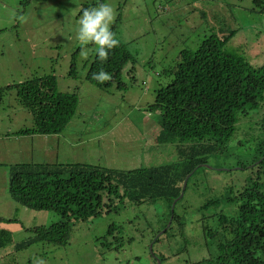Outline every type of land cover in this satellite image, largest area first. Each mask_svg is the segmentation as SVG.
Returning a JSON list of instances; mask_svg holds the SVG:
<instances>
[{
    "label": "rangeland",
    "instance_id": "374dc122",
    "mask_svg": "<svg viewBox=\"0 0 264 264\" xmlns=\"http://www.w3.org/2000/svg\"><path fill=\"white\" fill-rule=\"evenodd\" d=\"M253 1L0 0V89L53 75L60 92L79 96L77 114L65 131L33 144V149L31 140L19 147L23 138H12L22 128H33V116L20 105L15 92H5L0 98V234L4 229L12 239L0 248V264H158L160 256H165L161 264H189L216 252L215 243L206 246L198 221L207 212L217 214L218 209L203 213L198 209L205 200L247 178V171L237 164L250 161L264 140V108L242 118L236 127L238 136L229 144L232 156L212 159L211 169H200L177 207L185 217L189 245L179 232L162 234L168 209L158 202L120 206L118 211L82 223L74 227L67 246L41 241L18 249V244L33 236L27 230L54 226L61 217L19 205L9 194L10 169L15 164L80 163L129 171L178 162L173 146L156 143L160 114L148 112V107L157 91L171 82L166 71L176 67L178 54L197 50L210 36L252 66L264 64V13L253 12ZM101 2L114 10L110 30L121 14L117 36L135 59L124 69V90L116 86L105 90L86 79L97 46L77 40L78 20L83 10ZM72 62L77 66L76 77L70 74ZM112 224L124 227L125 242L119 249L101 245ZM211 224H215L213 219Z\"/></svg>",
    "mask_w": 264,
    "mask_h": 264
},
{
    "label": "trees",
    "instance_id": "16d2710c",
    "mask_svg": "<svg viewBox=\"0 0 264 264\" xmlns=\"http://www.w3.org/2000/svg\"><path fill=\"white\" fill-rule=\"evenodd\" d=\"M253 3V12L263 14L264 0ZM121 20L120 14L111 28L119 46L106 58H100L96 53L86 75L91 84L105 90L114 86L118 90L126 89L123 72L129 63L135 62L127 44L117 36L116 28ZM178 58L176 67L166 71L172 77L171 82L157 91L148 112L160 114L156 143L173 146L179 161L129 171L80 163L12 165L11 197L19 205L53 211L61 217L54 226L27 230L33 236L16 248H26L41 241L67 246L74 227L82 223L118 211L120 206L142 207L158 202H163L168 209L161 230L170 226L164 234L179 232L183 243L190 244L191 239L185 232V217L177 212V207L183 204L184 195L199 170L211 169L203 165L209 166L212 159L232 156L229 144L238 136L236 127L242 118L264 108V64L252 66L239 53L227 50L216 36L205 39L195 51H181ZM100 71L106 72L109 79L102 82L94 79L93 73ZM133 72L134 67L129 75ZM70 74L77 76L74 62ZM5 92H15L20 105L33 116V128L18 130L14 134L16 137L59 136L79 107L78 93L60 92L53 75L1 88L0 98ZM237 166L247 171V178L237 187L224 188L220 196L205 200L198 209L200 213L218 209L217 214L207 212L198 221L206 246L212 247L215 243L216 252L189 264H264V140L258 144L250 161H239ZM190 174L184 195L172 212V205L182 194ZM123 231V226L110 225L101 245L108 249L121 248L125 242ZM9 235L2 229L0 248L11 243ZM132 241L133 238L128 243ZM185 250L187 247L182 248ZM157 260L163 263L165 256Z\"/></svg>",
    "mask_w": 264,
    "mask_h": 264
},
{
    "label": "clouds",
    "instance_id": "9594fccd",
    "mask_svg": "<svg viewBox=\"0 0 264 264\" xmlns=\"http://www.w3.org/2000/svg\"><path fill=\"white\" fill-rule=\"evenodd\" d=\"M114 18V10L107 2H101L97 6L83 10L78 20L77 40L82 44L97 46V54L100 58H106L109 52L119 46V40L110 30V24ZM97 81L109 79V75L100 71L93 73Z\"/></svg>",
    "mask_w": 264,
    "mask_h": 264
},
{
    "label": "crops",
    "instance_id": "0c3cea01",
    "mask_svg": "<svg viewBox=\"0 0 264 264\" xmlns=\"http://www.w3.org/2000/svg\"><path fill=\"white\" fill-rule=\"evenodd\" d=\"M22 125V124H21ZM19 125V126H21ZM50 136L48 137H43V136H36V137H12V138H23L20 140L21 143H19V147H21V145L23 144V142H26V141H32V149L35 147L34 145H39L41 144L44 140H47ZM34 144V145H33Z\"/></svg>",
    "mask_w": 264,
    "mask_h": 264
},
{
    "label": "water",
    "instance_id": "95a60500",
    "mask_svg": "<svg viewBox=\"0 0 264 264\" xmlns=\"http://www.w3.org/2000/svg\"><path fill=\"white\" fill-rule=\"evenodd\" d=\"M203 166L210 167V166H208V165H203ZM190 176H191V174L187 176V178H186V180H185V182H184V186H183L182 194H181L180 197H179V198L173 203V205H172V212H174V208H175V205H176L177 201L183 197V195H184V191H185V189H186L187 182H188V179L190 178ZM171 220H172V219H171ZM169 226H170V224L168 225V227H169ZM168 227H167V229H168ZM167 229H165V230L163 231L162 234H164V233L166 232ZM162 234H161V235H162ZM159 236H160V235H159ZM159 236H158V237H159ZM150 250H151V252L153 251V246H152V245H151V247H150ZM158 264H161V262L159 261Z\"/></svg>",
    "mask_w": 264,
    "mask_h": 264
}]
</instances>
